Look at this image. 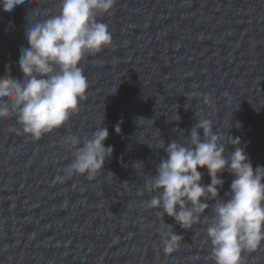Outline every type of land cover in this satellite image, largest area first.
Wrapping results in <instances>:
<instances>
[{"label": "water", "instance_id": "water-1", "mask_svg": "<svg viewBox=\"0 0 264 264\" xmlns=\"http://www.w3.org/2000/svg\"><path fill=\"white\" fill-rule=\"evenodd\" d=\"M26 2L11 13L0 8V76L7 67L22 78L28 20L59 10L58 0ZM98 19L112 44L81 63L88 88L78 111L39 140L23 134L15 117L0 121V264H213L203 225L181 229L139 194L166 156L146 143L155 144L157 129L165 144L184 142L197 119H210L239 138L253 168L264 166V0H116ZM100 125L111 157L91 180L67 177L65 138ZM198 171L210 183L206 169ZM221 178L225 199L234 177ZM165 224L183 237L172 253L161 243ZM242 258L264 264V244Z\"/></svg>", "mask_w": 264, "mask_h": 264}, {"label": "clouds", "instance_id": "clouds-1", "mask_svg": "<svg viewBox=\"0 0 264 264\" xmlns=\"http://www.w3.org/2000/svg\"><path fill=\"white\" fill-rule=\"evenodd\" d=\"M115 3L58 0L57 13L31 23L28 20V46L20 49L18 63L22 78L14 79L7 67L0 76V121L15 117L23 134L39 140L78 111L88 88L80 65L86 57L111 46L108 25L98 17L110 14ZM26 6V0H0V8L9 13ZM204 100L211 103L208 96ZM141 120L147 119L140 117L138 123ZM174 120H179L177 114ZM236 127H240L239 122ZM114 130L120 132L119 124ZM108 135L107 128L100 125L83 138L66 137L64 144L72 151L66 176L86 174L93 179L113 153L111 145H104ZM146 144L166 153L156 166V174L145 176L139 194L148 193L146 206L158 209L161 217L172 218L181 229L203 225L213 264H244L242 254L264 244V166L253 168L239 138L223 135L210 119H197L184 142L165 144L157 129L155 144ZM228 145L234 150L228 152ZM133 167L138 175L143 174L142 162H134ZM198 169H206L210 183H202L203 173ZM225 171L234 179L226 198L221 199ZM209 209L210 214H205ZM165 228L161 243L166 253H172L183 237L171 225L165 224Z\"/></svg>", "mask_w": 264, "mask_h": 264}]
</instances>
